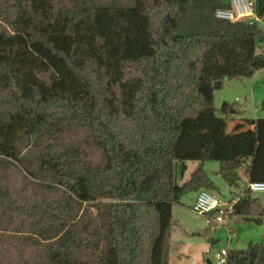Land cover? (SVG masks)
Returning <instances> with one entry per match:
<instances>
[{"label": "trees", "instance_id": "trees-1", "mask_svg": "<svg viewBox=\"0 0 264 264\" xmlns=\"http://www.w3.org/2000/svg\"><path fill=\"white\" fill-rule=\"evenodd\" d=\"M230 3L0 0V264H170L174 206L217 190L202 166L179 185L187 163L264 182L250 156L215 155L235 111L215 93L264 70L261 26L217 19ZM231 203L264 219L248 188ZM243 258L264 264V240Z\"/></svg>", "mask_w": 264, "mask_h": 264}, {"label": "rangeland", "instance_id": "rangeland-1", "mask_svg": "<svg viewBox=\"0 0 264 264\" xmlns=\"http://www.w3.org/2000/svg\"><path fill=\"white\" fill-rule=\"evenodd\" d=\"M95 1L97 6L107 8L128 9L135 5V0ZM258 53L264 54V41L260 44ZM224 103L236 108L240 117L252 120L264 119V70L257 72L251 79L226 82L224 87L215 93L216 108L220 110ZM195 164L196 162H192L190 167ZM204 165V170L217 190L201 191L215 195L221 202L228 203L238 198L243 190L248 188L243 182H239L238 187H228L219 175L218 162H206ZM253 196L261 200L264 195L253 194ZM193 198V194H188L182 198L181 205L173 208L175 226L171 236L170 264H206L207 260L216 264L215 253L222 250H246L249 245L264 240V219L227 217L225 226L215 228L205 217L197 216L192 212L190 206L194 201ZM261 203L264 207V202ZM253 220H262L263 223H255ZM213 240L219 243L213 245ZM207 250H211V254H207Z\"/></svg>", "mask_w": 264, "mask_h": 264}, {"label": "crops", "instance_id": "crops-1", "mask_svg": "<svg viewBox=\"0 0 264 264\" xmlns=\"http://www.w3.org/2000/svg\"><path fill=\"white\" fill-rule=\"evenodd\" d=\"M231 115L233 116L232 120L225 121L220 117V120L217 122L216 158L231 159L236 155L250 156L252 158L251 166L254 176L257 177L264 172V126L261 124V121L264 119H245L238 115L236 108L235 111L231 112ZM191 163H187V171L183 178L178 180L179 185L188 182L199 167L202 166L203 169L205 167L204 164L201 165L196 162L195 166L191 168ZM238 175L240 182L246 183L248 186L249 179L245 175L244 169L239 170ZM235 187H238V185ZM198 193H191L194 195V201L190 208L194 205ZM241 195L225 204L238 201ZM218 243V241H212L213 245Z\"/></svg>", "mask_w": 264, "mask_h": 264}, {"label": "built area", "instance_id": "built-area-1", "mask_svg": "<svg viewBox=\"0 0 264 264\" xmlns=\"http://www.w3.org/2000/svg\"><path fill=\"white\" fill-rule=\"evenodd\" d=\"M255 3L256 0H231L230 9L218 11L216 17L231 23L244 22L250 26L259 24L264 31V18L261 19L255 13ZM248 189L253 194L264 195V182L249 183ZM191 210L197 216L205 217L209 224H213L217 228L225 226L228 214L233 211V204H225L215 195L207 191H200ZM206 253L211 254V250H207ZM228 254V250L215 253L216 264H229Z\"/></svg>", "mask_w": 264, "mask_h": 264}, {"label": "water", "instance_id": "water-1", "mask_svg": "<svg viewBox=\"0 0 264 264\" xmlns=\"http://www.w3.org/2000/svg\"><path fill=\"white\" fill-rule=\"evenodd\" d=\"M261 202H264V196L262 197ZM253 222H255V223H259V224H262V223H263L262 220H259V221H257V220H253ZM245 262H246V259L243 258V259H241L240 264H244ZM206 264H213V263H212L210 260H207V261H206Z\"/></svg>", "mask_w": 264, "mask_h": 264}]
</instances>
